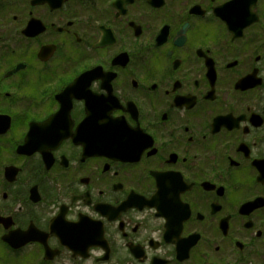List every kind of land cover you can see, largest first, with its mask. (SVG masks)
I'll return each mask as SVG.
<instances>
[{
    "label": "flooded vegetation",
    "instance_id": "1",
    "mask_svg": "<svg viewBox=\"0 0 264 264\" xmlns=\"http://www.w3.org/2000/svg\"><path fill=\"white\" fill-rule=\"evenodd\" d=\"M0 264H264V0H0Z\"/></svg>",
    "mask_w": 264,
    "mask_h": 264
}]
</instances>
